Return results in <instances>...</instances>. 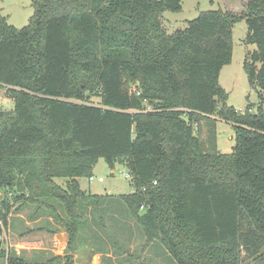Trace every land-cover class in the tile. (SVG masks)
<instances>
[{
	"label": "trees",
	"instance_id": "16d2710c",
	"mask_svg": "<svg viewBox=\"0 0 264 264\" xmlns=\"http://www.w3.org/2000/svg\"><path fill=\"white\" fill-rule=\"evenodd\" d=\"M182 1L33 0L22 28L0 11V91L14 98L0 108V188L16 191L0 207L5 264H74L71 252L85 246L105 255L120 243L114 227L131 239L133 221L179 264H264V0H248L241 14L202 11L168 33L163 14L181 11ZM242 19L245 43L256 46L244 67L257 113L229 105L220 83ZM214 115L234 125L230 153L218 148ZM201 120L210 123L205 140ZM100 158L126 163L134 191L82 189ZM32 205L31 220L52 217L49 232L67 231L63 256L5 247L12 215ZM120 246L126 264L132 253Z\"/></svg>",
	"mask_w": 264,
	"mask_h": 264
},
{
	"label": "rangeland",
	"instance_id": "374dc122",
	"mask_svg": "<svg viewBox=\"0 0 264 264\" xmlns=\"http://www.w3.org/2000/svg\"><path fill=\"white\" fill-rule=\"evenodd\" d=\"M248 0H183L182 10L179 12L165 11L163 14V25L168 33H173L179 29L187 27V23L199 16L202 11L224 9L230 10L237 14H241L246 11L245 4ZM33 0H0V11L8 19V22L18 28H22L29 24V20L34 12L32 6ZM234 50L233 58L230 64L225 65L222 68L220 74V83L226 89L228 93L227 103L234 106L237 110L243 114L246 113L247 107L251 105V113H257L259 97L255 87L251 86L248 80L247 72L244 67V62L248 53L256 48L255 45L246 44L245 36L247 34V24L245 19H242L234 25ZM137 87V83L131 82L130 89ZM89 102L94 104H100L101 98L90 93L88 96ZM0 106L3 110H9L14 106V98L10 91L3 88L0 91ZM151 110L152 107H147ZM217 125V142L218 148L223 153L232 152V148L235 145L236 132L234 125L229 123L218 116H213ZM209 122L201 120L200 128L196 132L200 139H207L209 135ZM131 174L129 166L126 163H116L112 168L104 158H100L96 164L93 172L95 180L89 181L87 178L82 179V187L94 194H127L134 191V187L131 183ZM102 177L103 181L98 179ZM63 180H59L61 183ZM9 192L10 198L15 197L14 189L0 188V207L1 201ZM18 195V193H17ZM123 207V206H122ZM35 205L26 206L21 212L26 218H29V214L33 212ZM123 211L117 212V216L122 220L128 218V210L123 207ZM114 212V211H113ZM134 226L133 236L130 239L128 231H122L114 227V230L120 235V243L118 245L110 246L108 252H112L111 255H103L101 253H94L92 249L85 246L82 250L77 252H71L74 255V264H123L121 259L125 253L124 246H120L122 243H127L130 248L132 257L126 264H179L171 252L167 251L165 247L160 244H153L149 242L145 232L140 224L131 222ZM35 222L28 224V227H36ZM57 227L56 223L52 225ZM58 229L60 227L58 226ZM36 231V230H35ZM33 231V232H35ZM7 230L3 234L4 244L7 247L6 241H10L7 235ZM43 236L44 243L51 237ZM7 239V240H6ZM34 240V238L32 239ZM34 243V242H32ZM100 244V243H99ZM50 247L53 248L52 243ZM56 249V248H55ZM50 255L54 252L49 249ZM68 250H64V254ZM63 254V255H64ZM62 255V256H63ZM0 264H5L3 259H0Z\"/></svg>",
	"mask_w": 264,
	"mask_h": 264
},
{
	"label": "crops",
	"instance_id": "0c3cea01",
	"mask_svg": "<svg viewBox=\"0 0 264 264\" xmlns=\"http://www.w3.org/2000/svg\"><path fill=\"white\" fill-rule=\"evenodd\" d=\"M82 189L84 188L82 187ZM12 217V222L7 229V235L9 236L8 239H10V241L6 239L7 247H14L17 251L25 253L27 257L36 259H44L48 257L50 254L49 249L54 252V255L64 254V250H66L68 245V233L62 227H60L56 233L52 234L49 232L48 226L53 229L54 227L52 225L55 224L52 217L40 216L35 220H31L22 215V213L14 214ZM31 222L37 224V230L35 232L21 235L20 233H23L25 229L29 228L28 224ZM49 223L50 225H47ZM49 235H51V237H49ZM43 236L49 237L45 243ZM46 237L44 238L46 239ZM33 238L34 240H32ZM50 243H52L53 248L50 247ZM106 255L112 256V252H108Z\"/></svg>",
	"mask_w": 264,
	"mask_h": 264
},
{
	"label": "built area",
	"instance_id": "2783aa9c",
	"mask_svg": "<svg viewBox=\"0 0 264 264\" xmlns=\"http://www.w3.org/2000/svg\"><path fill=\"white\" fill-rule=\"evenodd\" d=\"M132 91H133L134 93L140 94V91H138V90L136 89V87H134V88L132 89ZM0 108H1V106H0ZM193 125H194V130L197 131V130H198V127H199L198 123H197V122H194ZM127 175L131 176V174H127ZM131 177H132V176H131ZM88 180H89V181H93V180H95V177H94V176H91V177L88 178ZM98 180H99V181H103V178L100 177Z\"/></svg>",
	"mask_w": 264,
	"mask_h": 264
}]
</instances>
